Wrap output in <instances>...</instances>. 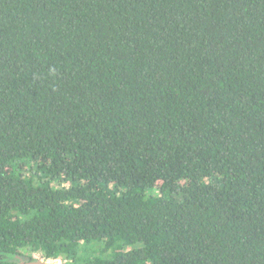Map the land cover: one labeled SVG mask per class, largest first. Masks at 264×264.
I'll list each match as a JSON object with an SVG mask.
<instances>
[{
	"label": "trees",
	"instance_id": "16d2710c",
	"mask_svg": "<svg viewBox=\"0 0 264 264\" xmlns=\"http://www.w3.org/2000/svg\"><path fill=\"white\" fill-rule=\"evenodd\" d=\"M35 260L264 264V0H0V264Z\"/></svg>",
	"mask_w": 264,
	"mask_h": 264
},
{
	"label": "water",
	"instance_id": "95a60500",
	"mask_svg": "<svg viewBox=\"0 0 264 264\" xmlns=\"http://www.w3.org/2000/svg\"><path fill=\"white\" fill-rule=\"evenodd\" d=\"M19 264H52L51 261H44V260H35L30 262H22Z\"/></svg>",
	"mask_w": 264,
	"mask_h": 264
},
{
	"label": "rangeland",
	"instance_id": "374dc122",
	"mask_svg": "<svg viewBox=\"0 0 264 264\" xmlns=\"http://www.w3.org/2000/svg\"><path fill=\"white\" fill-rule=\"evenodd\" d=\"M35 258H36V259H40V257L37 256V255L35 256ZM51 263H52V264H62L61 261H51Z\"/></svg>",
	"mask_w": 264,
	"mask_h": 264
}]
</instances>
